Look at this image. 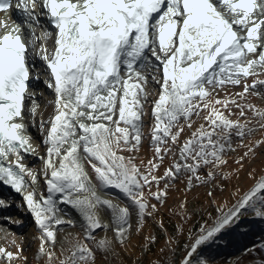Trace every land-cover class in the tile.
Returning a JSON list of instances; mask_svg holds the SVG:
<instances>
[{
    "label": "snow or ice",
    "instance_id": "snow-or-ice-1",
    "mask_svg": "<svg viewBox=\"0 0 264 264\" xmlns=\"http://www.w3.org/2000/svg\"><path fill=\"white\" fill-rule=\"evenodd\" d=\"M13 7L22 14L32 39L25 38L19 24L0 37V181L22 196V206L40 232L38 254L47 257V264L59 259L54 249L60 226L76 223L65 219L61 205L82 216L86 241L109 250L111 242L95 241L93 234L113 227L120 243L126 244L133 214L142 227L166 202L169 187L179 177L187 175L189 186L193 181H227L230 174L222 169L226 154L235 151L232 137L243 141L256 131L250 126L253 121L230 118L233 108L241 118L252 111L255 123L264 128V109L248 100L249 95H264L258 90L264 86L259 78L264 74V0H19L15 5L0 0V12ZM45 21L50 29L44 28ZM0 27L7 29V22ZM38 28L44 30L37 33ZM34 57L44 63V83L54 95L48 101L52 114L48 119L41 114L38 124L39 105L29 91L30 81L41 79ZM149 67L159 73L151 75L159 86L151 100L149 76L142 71ZM238 86L243 90L230 93ZM220 92L224 98L213 100ZM149 106L152 124L145 135ZM197 119L205 123L193 130ZM30 125L38 127L45 154L34 147ZM185 132L190 135L182 139ZM145 140L151 150L146 161L140 158ZM261 143L241 144L247 147L236 161L241 168ZM28 155L41 161L39 168L24 162ZM166 159L170 163L161 174ZM204 168L207 176L200 174ZM109 188L122 193L128 203L103 198L101 193ZM10 206L0 199V208ZM105 207L111 225L102 223ZM249 210L264 220V176L230 207L217 206L211 225L202 224L194 241L185 245L180 264H207L204 259L193 261L198 248L213 242ZM156 223L166 231L161 221ZM154 239L146 238L145 243ZM10 244L17 251L0 247V259L6 264L26 260L16 240ZM93 260V249L78 242L59 264Z\"/></svg>",
    "mask_w": 264,
    "mask_h": 264
},
{
    "label": "rangeland",
    "instance_id": "rangeland-1",
    "mask_svg": "<svg viewBox=\"0 0 264 264\" xmlns=\"http://www.w3.org/2000/svg\"><path fill=\"white\" fill-rule=\"evenodd\" d=\"M27 36L31 41L32 37L29 34ZM37 47H39V43ZM153 63H157L154 58ZM142 71L149 76L150 82L146 87L153 94L150 96V100L154 99L155 93L159 91V86L151 81V75L159 76V73L154 67L142 69ZM40 73L41 79H34L33 87L30 90L36 94L35 98L39 105L37 118H40L41 114L46 111L49 97L42 85L45 72L40 71ZM259 78L264 79V74L260 75ZM251 80L252 77H249L248 82L251 83ZM41 81H43L42 84ZM242 90V87L238 86L229 91L236 93ZM258 90L264 94V86H260ZM224 96L225 93L220 92L219 96L213 95V100L220 97L224 98ZM248 100L257 108L264 109V95H249ZM27 104L28 107H31L30 100L27 101ZM217 107L221 106L218 105ZM221 110H224L226 115L229 114L227 110ZM148 111L149 114L144 117L145 135L149 134L152 124L150 106ZM232 111L235 112V116L231 115L230 118H240L242 122L244 119L251 120L253 123L250 126L256 131L253 135L246 136L243 141L236 136L232 137L235 151L226 154L227 164L222 169L230 174L227 181L216 178L211 179L205 185L193 181V184L189 186L187 175L179 177L169 187L166 202L163 205H158L159 211L154 214L153 218H146L142 227L139 225L137 215L133 214L131 238L126 244L120 243L113 227H109L107 230L98 229L94 232L95 241L107 238L111 242L109 250L96 247L91 240L86 241L85 232L81 227L83 219L81 218L79 221L73 216L75 214L73 213L74 209L63 204L61 207L65 209V219H72L76 223L73 226L66 224L60 226L54 249L57 257L63 259L64 255H70L79 242L88 243V246L93 249V264H180L186 255L185 245L194 241L202 224L211 225L212 220L217 215V206L230 207L240 195L251 188L261 176H264V143L255 148L254 154L250 153L246 157L242 168L236 162L238 157L244 156L247 152L245 146L257 141H264V128L255 123L258 118L254 116L252 111L247 112L246 118L239 117L238 110L233 108ZM30 119L31 117H29ZM181 122L183 123V121ZM201 123H205V121L197 119L196 123L193 124V130L198 128ZM28 131L33 138L36 149L39 151L46 149L42 143V135L38 127L34 128L30 125ZM189 135V132L183 133L182 139H186ZM242 143L245 146H241ZM150 151V142L145 140L140 151V158L145 161L149 159ZM24 162L29 167L39 168L41 165V161L36 157ZM169 163L170 161L166 159L164 167L159 169L161 174ZM88 167L90 169V165ZM207 172L208 169L204 168L200 174L207 176ZM209 190L212 191V196L208 195ZM145 195H148L147 190ZM104 196L103 198L113 199L114 202L120 203L122 206L128 203L123 194L114 188L107 189ZM0 199L11 205L0 208V247L16 252L17 248L10 244V241L15 239L17 245L22 249L21 255L26 257V260L16 259L12 264H47V257H41L38 254L40 232L26 206H22L24 204L22 196L0 192ZM150 202L156 203V200L152 199ZM102 211V223L111 220V225L110 211L106 207ZM182 212L183 214H181ZM157 221L163 223V228L166 231L161 230L156 223ZM190 233L193 237L191 240L189 239ZM151 237H155L154 241L146 244V238ZM61 246L65 250L63 255L61 254ZM59 259L55 260L53 264H59ZM192 259L194 262L204 259L207 264H264V220L254 218V213L251 210L247 211L237 224L222 231L213 242L199 247ZM233 259L236 261L234 262ZM0 264H6V261L0 259Z\"/></svg>",
    "mask_w": 264,
    "mask_h": 264
},
{
    "label": "bare ground",
    "instance_id": "bare-ground-1",
    "mask_svg": "<svg viewBox=\"0 0 264 264\" xmlns=\"http://www.w3.org/2000/svg\"><path fill=\"white\" fill-rule=\"evenodd\" d=\"M39 9H40L39 11H42L41 8H39ZM39 11H38V12H39ZM4 20H6V18H4V17L1 16V17H0V22H3ZM44 28H45V29H50V28H51V27L47 24L46 21L44 22ZM1 29H3V27H0V30H1ZM54 39H55V31L53 30V37H52V39H51V40L49 41V43H48V47H49V49H51V47H52V41H54ZM33 60H34L35 64L37 65V67L40 68V70H41L42 72H45V76H46L47 73H46V71H45V65H44V63H43L41 60H39V59H37V58H35V57L33 58ZM43 81H44V80H43ZM43 81H41L40 83L42 84ZM42 85H43V87H44V90H45L46 94L49 96V97H48V101L53 100V99H54V95H53V93H52V92L46 87L45 83H43ZM221 98H223V97H220V98H218V99H221ZM52 112H53V107L48 105L46 111H44V113H42L43 118H44V119H48L49 116H50V114H52ZM232 113H233L232 116H235V112L232 111ZM39 119H40V118H37V124H38V122H39ZM34 147H35V146H34ZM37 151L40 152L41 154H45V153H46V149H43V150H40V151L37 150ZM32 157H33V156H30V155L26 156V157H25V161H29V160H31ZM87 167H88V165H87ZM88 168H89V167H88ZM41 188L44 189V190L46 191V185L43 184V181H42V180H41ZM0 192H4V193H5L6 191H4V190L1 188V186H0ZM6 193H7V192H6ZM104 193H105V192H102V193H101L102 197H105V196H104ZM8 194L15 195V194H17V193L9 192ZM45 194H47V193L45 192ZM16 196H19V195H16ZM73 213H75L73 216L76 217V218H78L79 221H81L82 216L78 213V211L74 209ZM100 215H101V216L103 215V211H102V210H101ZM107 223L110 224V223H111V220H107Z\"/></svg>",
    "mask_w": 264,
    "mask_h": 264
}]
</instances>
